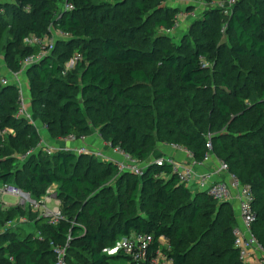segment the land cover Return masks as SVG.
I'll list each match as a JSON object with an SVG mask.
<instances>
[{
    "label": "trees",
    "instance_id": "16d2710c",
    "mask_svg": "<svg viewBox=\"0 0 264 264\" xmlns=\"http://www.w3.org/2000/svg\"><path fill=\"white\" fill-rule=\"evenodd\" d=\"M65 1L67 0H15L0 4V11L4 10L0 13V22H4V25L0 27V41L8 48L6 55L9 64L19 69L21 61L26 56L38 52V48H31L25 44V38L29 35L42 36L50 33L53 26L71 33L69 39L59 40L53 53L43 59L41 63L30 68L27 73L30 76L34 99L46 106L42 112V119L47 126L48 135L50 138L56 136L55 140H58L69 134H73L79 139L92 133L90 122L86 113L83 112L81 103L73 100L77 90L90 110L93 105H97L99 110L104 111L111 107H118L131 114L130 121L122 129L114 126L112 130H109L106 127L100 132L102 135L109 134L111 139L106 141H109L114 147L120 146L136 159H146L147 152L144 149V141L134 120L141 115V111H146L147 105L139 104L135 97L125 94L122 75L116 68L128 67L131 78L136 83H141L158 75L159 72L149 71V69L157 64L162 67L166 66L170 74L175 75L182 92H187L190 96H197L196 92L202 91L211 82L205 60H215L216 53L213 49L215 45L210 42L192 45L188 40L184 47L178 49L179 52L163 49L164 55L156 57L153 49L144 50L129 46V42L126 41V39L136 41L134 35L137 29V25H134L136 19L142 22L141 28L147 34L150 33V26L172 28L174 23L167 10H158L155 19L149 21L150 17L147 16V13L153 8L152 0H137L132 5H128V0H113L108 3L92 2V0H68L74 4L75 9L71 12H63L60 6ZM206 1L212 3L216 0ZM253 1L251 11L244 5H239L232 12L228 9H219L216 6V9L206 13L201 22H203V27H209L210 23H214L219 16L226 23V28L235 41L233 51L237 55L264 58V7L261 5V1ZM77 3L84 10H89V18L86 15H73ZM27 7L29 10L26 9ZM180 12L179 8L172 10L174 15ZM91 18L92 25L89 23ZM114 21H120L124 26L115 25ZM87 34L90 39L84 37ZM139 44L145 46L143 41ZM60 48L63 50L58 55ZM209 51L210 53H208ZM76 52L82 55L81 61L72 71L63 75L65 63ZM9 58L11 59L9 60ZM158 60L159 63H157ZM224 76L227 77V75ZM76 78L78 82L73 81ZM12 90H15V95L11 94ZM71 92L73 94H70ZM191 93L193 94L191 95ZM1 95L7 99V104L0 103V128L13 127L16 130V135L6 139L4 150L0 148V181L21 188L19 185L21 183L19 176L22 172L19 167L21 166L19 165L20 161L17 156L5 153L6 149L23 154L40 142L41 135L25 119L14 117L18 102L16 89L13 86L3 88L0 91ZM206 102L213 103L218 110L220 119L224 123H229L232 107L227 94L222 93L217 98L212 97ZM253 108L258 114L264 113V87L261 96L255 100ZM251 110V108L243 106V110L239 114L241 120L248 119L251 116ZM123 117V114L119 115L116 120L122 121ZM112 124L114 125V123ZM173 124L178 129V133L174 131L172 134L174 137L176 135L175 138L173 137V142L189 147L195 159L202 160L206 154L207 141L205 142L199 133H187L180 130L182 126L180 121L175 120ZM213 138L216 139V137H212V143ZM2 143L0 137V147ZM218 143L223 151L227 152L226 143L220 140ZM247 146L251 150L254 149L251 145H238L240 156L238 162L229 163L227 158L223 161L229 165V171L235 174L243 184H250L253 187L255 195L253 206L257 212L254 232L259 243L264 247V171H256L254 167H251L249 173L241 170V168L249 166V159H251L248 158V153L245 151ZM256 152L254 151V153ZM93 157L95 156L78 155L73 151L60 150L53 155L43 152L35 153L27 160L20 162L24 164L23 167L25 166L29 170V176L22 181L23 190L30 192L34 198L40 199L51 185L59 184L60 196L69 201H77L83 196L88 197L92 213L101 218V223L97 229L83 233L80 227L68 222L61 206L65 219L57 225L49 224V219L45 216H39L36 219L35 231H41L43 240L35 238V231L28 233L22 229H18V234L10 239L15 231H11L13 229L11 227L6 228L7 230L0 232V236L2 235L4 243L9 241L10 245L0 244V264H10L7 257L4 256L5 254H9L12 259L16 260L23 258L24 264H55L53 243L65 244L69 237L71 240L76 239L87 251L88 256L83 261L84 264H115L117 260L128 261L129 264H139L131 261L123 253L114 256L103 252L104 249L114 247L119 238L131 233L153 234L155 237L154 247H157V240L160 236H166L171 245L168 254L173 258L174 264H187V262H189L188 264H215L213 260L209 259V253L211 254L214 249L210 243H201L204 245V251H201L203 246L196 253L187 254L182 251L181 245L185 229L179 216L185 209H188L190 211L189 219L192 223L202 221L209 225L211 216L213 214L221 215L223 208L231 202L215 201L203 192L193 194L179 184L176 176L172 174L171 166H153L146 171L143 177H137L128 172H124L123 175L134 176L136 180L127 202L129 204L134 202L142 189L144 195L148 194L149 200H154V211H147L145 215H142L125 210L122 212V217L115 221L113 207L106 199L98 202L96 190L104 186L105 176L109 172L118 173L119 169L114 163L105 161L102 162L105 166L102 172L91 177L92 163H88L89 170L83 172L81 161L84 158L94 159ZM163 173H166V177H161ZM120 181L121 179L118 180V183ZM103 189L107 190L106 187ZM260 192L263 194L261 195ZM180 195H185L192 201L181 206L180 209L176 208L175 214L171 218L167 211L174 208ZM22 214L18 207L4 210L0 206V226L18 219L23 216ZM87 219L83 212L77 214V222ZM228 223L232 226L234 224L233 228L231 226L226 229L227 232L232 228L231 239H223V243L230 242L231 246L230 254L228 251L225 253L228 256V264H230L229 261L232 262L231 264H245L240 260L239 252L234 246L233 230L238 225V218L230 217ZM216 227L220 228L222 224H218ZM222 235L224 236V232ZM218 240L217 238L216 241ZM67 260L69 264H78L73 262V258L68 253Z\"/></svg>",
    "mask_w": 264,
    "mask_h": 264
},
{
    "label": "rangeland",
    "instance_id": "374dc122",
    "mask_svg": "<svg viewBox=\"0 0 264 264\" xmlns=\"http://www.w3.org/2000/svg\"><path fill=\"white\" fill-rule=\"evenodd\" d=\"M110 1L113 0H92V2L101 3H108ZM136 1L137 0H128V5H132ZM257 1H261V5L264 7V0ZM9 2H11V0H0V4ZM152 3L153 8L147 13V16L149 15L150 17L149 21L155 19L158 15V10H167L168 15L174 23L172 28L166 29L150 26V33L147 34L145 30L141 28L142 22L136 19L134 20V25H137V29L134 32L136 41L126 39L130 44L129 46L142 48L144 50L153 49L156 57H162L164 55L163 49H171L174 52H179L178 49L184 47L188 40L192 45L210 42L215 45L213 49L216 53V58L212 61L209 59L205 60L206 68L211 76V82L202 91L196 92L198 97L190 96L187 92H182L178 86L175 75L170 74L166 66L162 67L157 64L149 69V71L159 72L158 75H155L147 82L141 83H136L131 78L128 67L116 68L122 75L125 94L135 97L137 103L147 105L146 111H141V115L134 120L141 134V138L144 141V149L147 152L146 159L142 161H146L147 164H152L157 158L166 153L167 147L170 148L172 143H174L173 139L176 135L174 137V135H172L173 132L176 131L178 133V129H176L173 124L175 120H178L182 124L180 130L187 133H199L202 135L205 142L210 137H216V139L213 138L214 148L212 151L213 159L216 162L227 158L230 161L229 163H236L240 160L238 145H251L254 147L253 150L249 149L248 146L245 150L248 153V158H251L249 159V166L241 168V170H245L249 173L251 167H254L256 171H264V113L258 114L256 109L253 108L255 100L261 96L264 87V58L237 55L233 51L235 41L226 28V23L219 16L214 23H210L209 27H203V22H201L208 11L216 9L217 7L219 9H228L232 12L239 5H244L246 9L251 11L254 1L237 0V2L232 5L229 4L228 0H216L212 3L206 0H152ZM63 5L64 4H61V9ZM175 8L181 9V12L177 15L172 13V10ZM3 11L4 10L1 9L0 13ZM73 15H86L87 18H89V10H84V8L77 3ZM3 23L4 22H0V27L4 25ZM89 23L91 25L93 24L92 18L89 19ZM113 23L118 26H124L120 21H114ZM52 30L54 31V27H52ZM84 37L90 39L88 34L84 35ZM142 41L145 42V46L139 44ZM62 50L63 48L58 50V55H60ZM7 51V46L0 41V74L4 72L11 74L17 70L16 67L9 64L6 55ZM208 53H210V51ZM10 59L11 58H9V60ZM157 63H159V60ZM224 75H227V77L225 78ZM26 79L29 80L30 83V76ZM73 81L78 82V79L76 78ZM75 92L76 95L73 100L81 103L83 112L86 113L90 122L92 132L94 131L99 135L98 137H101L104 141L110 140L111 138H109L110 136L108 133L102 135L100 132L101 129L107 127L109 130H112L114 126L122 129L128 124L132 117L131 114L124 112L118 107H111L104 111L99 110L97 105L91 104L93 106L90 110L80 93H78L77 90ZM222 93L227 94L232 107L229 123H224L220 119L218 110L213 103L208 104L206 102L212 97L217 98ZM11 94L15 95V90H12ZM70 94H73V92ZM192 94L193 93H191V95ZM26 96L29 97L28 113L32 115V118L26 121L39 131L41 135L46 136L47 134V143L50 145L56 144V136L50 138L47 132V126L42 119V112L46 109V106L34 99L31 86L27 88ZM0 103L3 105L7 104V99L3 95L0 96ZM243 106L252 109L251 116L244 121L239 117L240 112L243 110ZM122 114L124 115L123 120L117 121L116 117ZM103 123H105V125H103ZM112 123H114V125ZM248 134L250 135L248 136ZM88 135H90V133H88L87 136ZM218 140L226 143L228 146L227 152L223 151ZM175 144L179 145L177 143ZM62 145L69 149V151L77 153L75 142ZM179 146L191 152L189 147L184 145ZM2 150L4 149L2 148ZM254 151L257 152L254 153ZM5 153L13 156L20 155L18 152L10 149H6ZM252 154L253 156H251ZM93 158L94 159L84 158L81 161L83 172L89 170L90 167L88 163H92L90 171L91 177L100 174L105 168L102 164V162H105L104 159L96 156ZM19 165H21L19 167H21L22 170L19 176L21 182L19 185L22 188V181L29 176V170L27 167H23L24 164L20 162ZM105 178L106 182L104 186L96 190V198L98 202L102 199H106V201L109 202V205L113 207L115 212V221L122 217V212L125 210L142 215H145L147 211H154V200H149L147 198L148 194L144 195L142 189L134 202L130 204L127 202L135 185L136 180L134 176H124L120 171L118 173L112 171L109 172ZM120 179L121 181L118 183ZM139 186L141 187L140 184ZM104 187H106V191H104ZM48 189L52 192V194H50L51 197H56V200L60 202L70 224L80 227L83 233H89L100 226L101 218L97 214L92 213V207L88 197L83 196L77 201H69L65 197L60 196L59 184H53ZM196 192L197 191L194 193ZM263 193L260 192L261 195ZM5 199L13 203V205L10 203L9 205L1 204L10 208H20V213H24L22 215L25 221L17 220L15 227H12L8 223L2 225L0 226V232L7 230L6 228L9 227L13 228L11 231H15V234L11 235L10 239L18 234V229H22L28 233H34L36 229L35 221L41 216V212L18 205L14 197L8 196ZM190 201H192V199L189 197L180 195L174 204V208L169 209L167 213L172 218L176 208L180 209L181 206L186 205L188 202L190 203ZM1 204L0 206H2ZM48 206L54 208L55 201H50ZM79 212H83L88 219L83 222H77V214ZM237 213V205L231 202L223 208L221 215L213 214L211 216V222L209 225H206L202 223V221L192 223L189 219L190 211L185 209L179 216V220L182 222L185 229V235L183 236L184 240L181 245L182 251L187 254L192 252L196 253L201 246H203L201 251H204V245H201V243H210L214 249L211 251V254L209 253V259L213 260L215 264H228V256H226L225 253L228 251L230 254L231 246L230 242L226 244L223 243V239H231L234 224L232 226L228 221L230 217L237 218ZM218 224H222V227H216ZM231 226L232 228L226 232V229ZM222 232H224V236ZM217 238L219 239L218 241H216ZM0 244L8 246L10 242L4 243L1 235ZM69 248L70 251L68 252ZM103 252L106 253L107 250L104 249ZM67 253L73 258V262H77L78 264H84L83 261L88 256L87 251L83 249L76 239L69 241ZM4 256L7 257L10 264H24L23 258L16 260L12 259L9 254H5ZM45 261H47V259H45ZM188 263L189 262H187V264ZM229 263L231 264L232 262L229 261ZM115 264H129V262L117 260Z\"/></svg>",
    "mask_w": 264,
    "mask_h": 264
},
{
    "label": "built area",
    "instance_id": "2783aa9c",
    "mask_svg": "<svg viewBox=\"0 0 264 264\" xmlns=\"http://www.w3.org/2000/svg\"><path fill=\"white\" fill-rule=\"evenodd\" d=\"M14 1L15 0H11V2ZM228 2L232 5L235 4L237 0H228ZM63 4V12H71L75 9L74 4L68 0ZM26 9L29 10V7ZM60 16L62 15L60 14ZM70 37L71 33L61 29H56L55 27L54 31L51 28L50 33L42 36L36 34L29 35L25 38V44L31 48H38V52L26 56L21 61V66L16 70V72L11 74L4 72L3 74H0V91L3 88L11 86H13L17 91L18 102L17 111L14 116L15 118H22L25 120L32 118V115L28 113L29 97L26 96L27 88L30 87L29 80L26 79L28 78V70L41 63L43 59L51 55L59 40L69 39ZM81 59L82 55L79 52H76L65 63L63 75L72 71ZM14 135H16V130L13 127L0 128V137L3 141L0 148L4 147V142L7 138L13 137ZM86 139L87 136H83L78 139L75 135L69 134L65 137L59 138L58 141H60V143H74L77 140L85 142ZM85 143L76 148L77 154L93 155L98 158H102L107 162H112L118 167L121 173L128 172L137 177H143L146 170L153 166L162 167L169 165L172 167V174L176 176L179 184L184 186L191 193L196 194L203 192L218 202L226 201L238 203L240 222L233 230L234 246L238 250L240 260L243 263L264 264V247L259 243V240L254 232V224L257 221V212L253 206L255 195L252 185L243 184L235 174L229 171V165L223 160L217 162V166L214 170L199 171L196 169L200 165L213 161L212 137L207 140V152L202 160L195 159L193 153L188 151L186 148L172 143L170 148L185 153L189 157L188 162L177 159L170 154H163L152 164H147L146 161L132 157L120 146L114 147L107 141H105L104 146L109 153L104 151V149H93L91 146L85 145ZM60 150L69 149L65 146L50 145L46 142V137L41 135L40 142L36 146L31 147L25 153L20 154L17 157L20 162H23L35 153L43 152L47 155H53L55 152ZM161 177H166V173H163ZM195 191L197 192L194 193ZM50 194H52L51 190L47 189V192L40 199H36L30 192H27L15 185H10L0 181V204L9 205L10 203L13 205V203L7 201L5 198L8 196L14 197L16 199L15 202L18 205H22L26 208L29 207L34 211H40L41 216L48 217L49 224L57 225L64 220L65 217L61 210L60 202L56 200V197H51ZM49 197L51 198L48 199ZM50 201H55L54 208H50L48 206ZM5 205L1 206L2 209H10V207ZM17 220L25 221L23 216H21L18 219L8 222V224L15 226ZM35 238L38 240L44 239L41 231H35ZM70 240L71 238L69 237L64 245L53 243L55 264H69L67 260V248ZM157 241V247H154L155 237L153 234L131 233L128 236L119 238L114 247L105 250H107L106 254L108 255L117 256L123 253L128 256L131 261L139 264H174L173 258H171L168 254L171 250L169 239L166 236H160Z\"/></svg>",
    "mask_w": 264,
    "mask_h": 264
},
{
    "label": "crops",
    "instance_id": "0c3cea01",
    "mask_svg": "<svg viewBox=\"0 0 264 264\" xmlns=\"http://www.w3.org/2000/svg\"><path fill=\"white\" fill-rule=\"evenodd\" d=\"M99 135H97L94 131L89 135L87 136V139H86V143L84 141H81V140H77L75 142V146L78 147V146H81L85 143V145H89L91 146V148L93 149H104V151L108 152L107 149H105V141L101 138V137H98ZM46 139H47V134H46ZM56 144H52V145H55V146H63L62 144H65V143H60V141L56 140ZM168 149H166V153L165 154H170V155H173L174 157H176L177 159H180V160H183L184 162H188L189 160V157L183 153V152H180V151H177L175 149H172V148H169L167 147ZM217 166V162L213 159V161H211L210 163H207V164H203V165H200L199 167H197L196 169L199 170V171H205V170H214L215 167ZM225 176V175H223ZM224 178V177H223ZM237 205L238 207V213H237V218H238V223L240 222V215H239V205L238 203L236 202H233Z\"/></svg>",
    "mask_w": 264,
    "mask_h": 264
},
{
    "label": "water",
    "instance_id": "95a60500",
    "mask_svg": "<svg viewBox=\"0 0 264 264\" xmlns=\"http://www.w3.org/2000/svg\"><path fill=\"white\" fill-rule=\"evenodd\" d=\"M173 176H175V175H173ZM226 202V201H225Z\"/></svg>",
    "mask_w": 264,
    "mask_h": 264
},
{
    "label": "bare ground",
    "instance_id": "6f19581e",
    "mask_svg": "<svg viewBox=\"0 0 264 264\" xmlns=\"http://www.w3.org/2000/svg\"><path fill=\"white\" fill-rule=\"evenodd\" d=\"M109 153V152H108Z\"/></svg>",
    "mask_w": 264,
    "mask_h": 264
}]
</instances>
